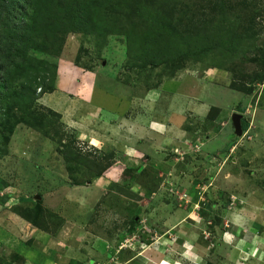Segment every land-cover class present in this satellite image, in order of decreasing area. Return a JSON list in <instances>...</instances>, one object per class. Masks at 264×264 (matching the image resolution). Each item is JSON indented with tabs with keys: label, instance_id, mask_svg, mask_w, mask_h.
Here are the masks:
<instances>
[{
	"label": "rangeland",
	"instance_id": "obj_1",
	"mask_svg": "<svg viewBox=\"0 0 264 264\" xmlns=\"http://www.w3.org/2000/svg\"><path fill=\"white\" fill-rule=\"evenodd\" d=\"M115 1L32 36L27 55L56 75L0 130V264H22L26 228L62 256L70 220L82 264H264V0ZM161 16L179 33L148 22ZM173 89L209 105L181 146L144 136L172 119Z\"/></svg>",
	"mask_w": 264,
	"mask_h": 264
},
{
	"label": "trees",
	"instance_id": "obj_2",
	"mask_svg": "<svg viewBox=\"0 0 264 264\" xmlns=\"http://www.w3.org/2000/svg\"><path fill=\"white\" fill-rule=\"evenodd\" d=\"M32 1L34 16L28 23V6L30 10ZM106 3H113L114 7L119 5L115 0H0L1 132H5L6 127L10 128L8 124L14 120V110L23 118L42 94L52 92V80L45 82V70L51 69L54 76L56 67L27 55L32 36L46 31L58 33V27L62 28L61 33L64 30L71 32L76 19H81L80 15L74 14L81 5H86V13H92V9L95 15ZM148 22L156 24L155 27L162 33H179L176 24L173 25L164 16Z\"/></svg>",
	"mask_w": 264,
	"mask_h": 264
},
{
	"label": "crops",
	"instance_id": "obj_3",
	"mask_svg": "<svg viewBox=\"0 0 264 264\" xmlns=\"http://www.w3.org/2000/svg\"><path fill=\"white\" fill-rule=\"evenodd\" d=\"M185 86H187L186 88L189 89V85L185 84ZM171 91L173 92H169V95L166 96L167 98L165 100L169 103L168 107L166 108L168 113L167 115L172 117V119H169V121H163L161 119L148 118V120L144 122V136H154L156 143H159L160 141L174 142V144L181 146L179 142L182 143L186 141L189 136H191L189 134V131L186 132V130L188 129L184 128L187 124L184 121L187 118L192 117H196L198 119H205L209 111V105L205 104L202 101V98L193 97L190 93H188V91L185 93H181L180 90L176 89H173ZM42 96H40L37 100L39 104H41V101L43 100ZM83 98L84 97H82L81 99ZM106 113L109 117L108 120H111L110 118H115L118 119L119 123L121 122V119L119 118L118 114L116 115V113H112V111H107ZM110 123L111 122H108L109 128L111 127ZM129 125L130 118L123 117V140L129 138ZM111 128L115 129L114 125ZM104 176L105 175H103V177ZM70 221H66L67 224L65 228L66 230H68L70 237H67L63 240L58 237L57 240L64 246L62 252L60 253L62 254V256L56 254L58 258L52 257V259L49 257L52 251L47 250V247L53 248L51 247L54 244V241L52 240L53 238H50L45 232H41L36 228H26L25 233L27 236H32L31 238H33V244L32 246L21 247L20 251H18L19 256L23 259L22 264H59V260H62L64 264H69L72 262L82 264L80 262V260L82 261V259H80V256L78 257L77 255H80V248L78 249V244L79 242L83 241V234L81 233L83 231L77 229V223H75L74 221ZM137 257L139 256H134L133 258L136 259H134V261L129 260L127 263L138 262Z\"/></svg>",
	"mask_w": 264,
	"mask_h": 264
},
{
	"label": "water",
	"instance_id": "obj_4",
	"mask_svg": "<svg viewBox=\"0 0 264 264\" xmlns=\"http://www.w3.org/2000/svg\"><path fill=\"white\" fill-rule=\"evenodd\" d=\"M240 115H231V126L233 129V134L235 136H240V125H239Z\"/></svg>",
	"mask_w": 264,
	"mask_h": 264
}]
</instances>
